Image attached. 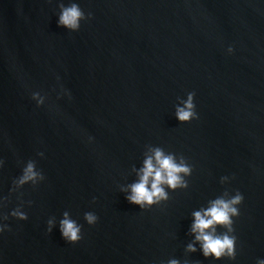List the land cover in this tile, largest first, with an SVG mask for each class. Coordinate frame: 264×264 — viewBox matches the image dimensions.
Listing matches in <instances>:
<instances>
[{"label": "water", "instance_id": "95a60500", "mask_svg": "<svg viewBox=\"0 0 264 264\" xmlns=\"http://www.w3.org/2000/svg\"><path fill=\"white\" fill-rule=\"evenodd\" d=\"M60 2L0 0V212L23 201L28 215L5 221L0 264H256L264 257V0H76L92 14L76 32L57 26ZM35 91L46 96L40 107ZM189 92L199 118L180 123L175 106ZM157 146L193 170L187 188L142 210L120 189ZM28 160L45 180L11 192ZM237 190L235 260L186 252L192 212ZM64 211L83 226L75 244L58 227L47 232L48 218ZM89 211L98 217L91 226Z\"/></svg>", "mask_w": 264, "mask_h": 264}, {"label": "clouds", "instance_id": "9594fccd", "mask_svg": "<svg viewBox=\"0 0 264 264\" xmlns=\"http://www.w3.org/2000/svg\"><path fill=\"white\" fill-rule=\"evenodd\" d=\"M59 12L57 15V26L76 32L81 27V21L88 20L92 14L87 15L76 0H68L67 3L58 4ZM227 52L231 54L233 48L229 46ZM61 93L71 98L70 92L61 87ZM32 100L36 101L37 107L45 104L46 96L39 91L32 92ZM59 98V95H58ZM195 93H187L186 98L179 100L175 106V118L180 123L190 122L198 119L196 105L194 102ZM92 141V137L88 138ZM38 156L44 157L43 152H38ZM4 161L0 159V168H3ZM192 166L183 156L179 158L173 152H166L161 147H149L145 154L142 166L134 168L136 180L120 190L125 193V199L133 205H138L142 210L151 208L166 202L169 199V191H175L178 188H187L188 182L185 179L192 173ZM230 178L222 176L220 182L223 184ZM45 180V176L40 171L34 160H28L22 167L21 174L12 181L11 192H16L26 184L33 187L39 185ZM244 196L240 191L234 194L224 192L213 199L207 201L206 206L192 212V223L189 228V235L193 239L186 245L185 251L194 253L200 251L205 259L220 260L227 258L235 260L236 258V241L234 234V217L240 215L239 205L243 202ZM7 203V197H0V210ZM31 205V201L27 202ZM24 202L15 207L8 214L0 212V234L8 230L9 215L18 220H27L28 215L23 210ZM84 220L88 225H94L98 217L94 212H85ZM47 232L51 233L54 228L58 227L62 239L67 243L75 244L82 239V225L72 218L69 211H64L62 217L57 222L55 217H49L47 222ZM218 229H224L218 231ZM199 245V249L197 248ZM167 264H181L178 259L170 258ZM256 264H264V257H258Z\"/></svg>", "mask_w": 264, "mask_h": 264}]
</instances>
